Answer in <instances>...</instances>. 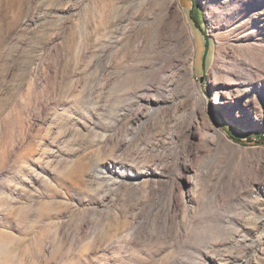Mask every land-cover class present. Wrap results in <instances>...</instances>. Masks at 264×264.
<instances>
[{"label":"rangeland","instance_id":"obj_1","mask_svg":"<svg viewBox=\"0 0 264 264\" xmlns=\"http://www.w3.org/2000/svg\"><path fill=\"white\" fill-rule=\"evenodd\" d=\"M263 137L264 0H0V264H264Z\"/></svg>","mask_w":264,"mask_h":264},{"label":"trees","instance_id":"obj_2","mask_svg":"<svg viewBox=\"0 0 264 264\" xmlns=\"http://www.w3.org/2000/svg\"><path fill=\"white\" fill-rule=\"evenodd\" d=\"M231 139H233L234 141H239L240 139L238 137H235L234 135H230ZM263 143H264V137H263Z\"/></svg>","mask_w":264,"mask_h":264},{"label":"bare ground","instance_id":"obj_3","mask_svg":"<svg viewBox=\"0 0 264 264\" xmlns=\"http://www.w3.org/2000/svg\"><path fill=\"white\" fill-rule=\"evenodd\" d=\"M212 103L216 105L218 103V99H215Z\"/></svg>","mask_w":264,"mask_h":264}]
</instances>
